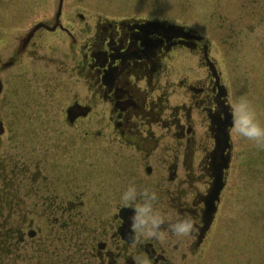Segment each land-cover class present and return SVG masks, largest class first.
<instances>
[{
    "label": "flooded vegetation",
    "instance_id": "af4514ba",
    "mask_svg": "<svg viewBox=\"0 0 264 264\" xmlns=\"http://www.w3.org/2000/svg\"><path fill=\"white\" fill-rule=\"evenodd\" d=\"M65 2H0V264H264V150L230 132L229 104L264 123V37L216 61L184 24ZM130 185L194 232L133 238Z\"/></svg>",
    "mask_w": 264,
    "mask_h": 264
},
{
    "label": "rangeland",
    "instance_id": "374dc122",
    "mask_svg": "<svg viewBox=\"0 0 264 264\" xmlns=\"http://www.w3.org/2000/svg\"><path fill=\"white\" fill-rule=\"evenodd\" d=\"M14 1V0H0ZM28 1V0H27ZM54 2L58 0H47ZM65 4H75L81 11L92 13L94 10L103 15L137 17H158L167 21L184 24L202 34L209 42L211 55L218 61L220 50L231 54L235 49L244 58L248 48L243 46L248 34L257 36L258 40L264 35V0H65ZM50 7L53 8L52 5ZM54 7V9H55ZM41 11V10H40ZM38 11V12H40ZM46 11V10H45ZM8 17V16H7ZM40 17L33 13L29 19ZM27 20V21H28ZM10 22V21H7ZM1 23V20H0ZM29 23V22H28ZM10 24V23H8ZM252 24V30L249 28ZM4 27H10L2 24ZM250 47V46H249ZM247 48V49H246ZM248 55V54H247ZM248 59L245 55V61ZM243 170L242 177H250ZM258 176L264 177V169L257 170ZM258 236V234L252 235ZM255 237V238H256ZM238 256L249 259L250 251L247 246ZM234 249L226 246L224 257L229 263L233 262ZM260 248L255 250L254 259H260ZM232 260V261H231ZM240 264H243L242 262Z\"/></svg>",
    "mask_w": 264,
    "mask_h": 264
},
{
    "label": "clouds",
    "instance_id": "9594fccd",
    "mask_svg": "<svg viewBox=\"0 0 264 264\" xmlns=\"http://www.w3.org/2000/svg\"><path fill=\"white\" fill-rule=\"evenodd\" d=\"M233 115L230 132L251 141L259 150H264V123L259 119L257 110L250 100L240 97L237 101L229 100ZM159 197L155 191L144 189L137 191L130 185L123 193L121 201L125 207L133 206L130 230L133 238L162 240L165 229L176 237H188L195 230V224L190 217L171 222L155 207ZM137 200L140 202L137 203ZM140 264H150L147 258H141Z\"/></svg>",
    "mask_w": 264,
    "mask_h": 264
},
{
    "label": "water",
    "instance_id": "95a60500",
    "mask_svg": "<svg viewBox=\"0 0 264 264\" xmlns=\"http://www.w3.org/2000/svg\"><path fill=\"white\" fill-rule=\"evenodd\" d=\"M40 25H43V24H37L36 27H38ZM215 140H216V147L218 145L222 144V143L223 144L225 143V146H227V144H228V133L223 134L222 135V138H220L219 136H215ZM228 159H229V156H226L223 161H225L226 164H227V162L229 161ZM226 164L224 165L225 167H226ZM221 168L222 167L217 168L216 169V173L214 175L215 182L213 184V190L210 192L211 193V198H212L211 200H214L216 198V196L218 194V191L220 189V182H219V180L221 178V173H220L221 172ZM211 209H213V208H211Z\"/></svg>",
    "mask_w": 264,
    "mask_h": 264
}]
</instances>
